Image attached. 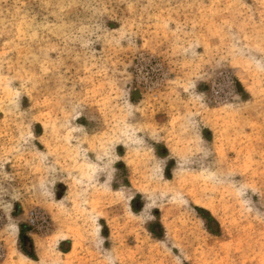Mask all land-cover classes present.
Here are the masks:
<instances>
[{
    "label": "rangeland",
    "instance_id": "1",
    "mask_svg": "<svg viewBox=\"0 0 264 264\" xmlns=\"http://www.w3.org/2000/svg\"><path fill=\"white\" fill-rule=\"evenodd\" d=\"M0 264H264V0H0Z\"/></svg>",
    "mask_w": 264,
    "mask_h": 264
},
{
    "label": "trees",
    "instance_id": "2",
    "mask_svg": "<svg viewBox=\"0 0 264 264\" xmlns=\"http://www.w3.org/2000/svg\"><path fill=\"white\" fill-rule=\"evenodd\" d=\"M198 209H199V211L203 212V215L209 219V222H210V223H211L212 221H215L214 218H213L212 216H210V215H206V214L204 213V209H202V208H198ZM210 229H211V231H214L212 228H210ZM214 232H215V231H214ZM29 241H30V243H31V246H33L32 240H29ZM23 249L25 250V252H26L30 257H34L33 253L28 252L24 247H23Z\"/></svg>",
    "mask_w": 264,
    "mask_h": 264
}]
</instances>
